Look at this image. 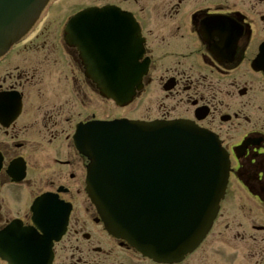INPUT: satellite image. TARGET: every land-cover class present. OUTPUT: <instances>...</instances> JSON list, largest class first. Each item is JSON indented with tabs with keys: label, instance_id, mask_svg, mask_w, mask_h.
<instances>
[{
	"label": "flooded vegetation",
	"instance_id": "flooded-vegetation-1",
	"mask_svg": "<svg viewBox=\"0 0 264 264\" xmlns=\"http://www.w3.org/2000/svg\"><path fill=\"white\" fill-rule=\"evenodd\" d=\"M77 5L75 12L121 8L144 39L140 62L148 59L149 71L138 110L155 88L154 111L145 106L146 114L133 118L134 102L117 117L189 120L214 133L228 152L229 185L220 213L202 244L173 264H264V0H78ZM49 16L18 44L25 56L35 57L27 74L19 71L25 66H15V75L4 70L15 47L0 58V232L16 220L32 226L31 207L44 193L68 205V223L52 256L49 248H32L36 254L28 255L32 240L12 251L0 240V264H11L13 251L33 264H163L110 235L85 193L89 161L76 148V129L82 122L117 118L99 109L115 105L98 94L81 48L65 44L67 16L52 40L42 34ZM5 78L12 83L5 85Z\"/></svg>",
	"mask_w": 264,
	"mask_h": 264
},
{
	"label": "water",
	"instance_id": "water-1",
	"mask_svg": "<svg viewBox=\"0 0 264 264\" xmlns=\"http://www.w3.org/2000/svg\"><path fill=\"white\" fill-rule=\"evenodd\" d=\"M48 1L0 0V56L31 29ZM116 15L122 14L114 9H104L91 10L80 16ZM75 21L76 18L71 20L67 30V40L71 45L75 42ZM90 38L88 40L91 42ZM137 41L133 39V43ZM120 53L125 57L123 52ZM136 59L130 54L128 58L117 60L116 63H120L117 66L127 68ZM113 73L114 76L108 77L111 79L107 84L97 82L103 95L124 105L133 97L136 89L141 88V77L146 73V68L130 67L125 71L115 69ZM108 127L110 143L131 146L135 153L140 154L146 172L139 175L108 174L102 173L100 166L95 165L91 195L103 212H106L107 207L111 210L112 221L109 224L111 227L113 225V232H118L120 228V232H130L132 236L129 238L136 242L138 248L155 258L182 257L202 240L224 196L228 167L220 147L210 135L186 123L143 125L127 121L115 122ZM99 132L105 134L106 130L99 128ZM114 165L130 166L131 163L120 161ZM159 165L164 170L163 176L176 169V179L174 175L172 181L169 177H162L161 181L147 180V176L156 174ZM173 199V206L184 210L185 217L189 216L186 211L191 210L193 220L179 228V236L173 231L162 239L157 238L154 244L145 243L143 240L150 236L149 231L143 232L150 224L148 215H152V209L156 206L157 209L165 208V202L170 207V200ZM135 201L142 203L137 205L133 203ZM133 212L142 215L137 216Z\"/></svg>",
	"mask_w": 264,
	"mask_h": 264
},
{
	"label": "rangeland",
	"instance_id": "rangeland-1",
	"mask_svg": "<svg viewBox=\"0 0 264 264\" xmlns=\"http://www.w3.org/2000/svg\"><path fill=\"white\" fill-rule=\"evenodd\" d=\"M61 1L60 2L58 1L56 3V5L58 3H60L58 6H55L56 7L55 8L56 11L53 10L52 13L50 14V16L48 15L49 17H48V19H46V23H45V26L43 28L42 34L45 33L46 36L50 35V40H52V38L54 37V33H55V30H56V27L59 24L60 20H62V18L64 16L69 17L70 14H72L71 12L76 7H78L77 6L78 0H61ZM87 4H89V3H85L83 5H87ZM73 7H74V9L72 10ZM22 47H23L22 45H16L15 46L16 49H15V51L13 53V56H15V57L9 61L8 65L7 64L5 65V68H4L5 72H7V73L11 72V75H15L19 71L22 74H27L28 73L29 66L31 64H34V62H35V57H34V55L31 56V55H28V54L25 56L24 49H22ZM26 47H28V46H26ZM15 66H18V67L25 66L27 69H24V68L20 67L19 71L16 72V71H14V67ZM30 68H32V67H30ZM3 79H4V76L0 75V84L3 82ZM11 83H12V81L9 78H5V81H4L5 85H10ZM157 95H158L157 89L150 88L149 91L146 93L145 98L143 100L145 105L141 104V107L138 110V101H137L136 105H135L136 108L134 107L135 109H133V111H131V112H133L134 116H131V117H133V118H135L136 116L137 117H142V115L146 114V112L144 110L145 106H151L152 107L151 111H154L153 105L155 103ZM99 109L107 110L106 115L115 113L114 117L124 115L123 111L120 112V111L116 110L114 106L113 107L105 106L104 108H102L101 105H99Z\"/></svg>",
	"mask_w": 264,
	"mask_h": 264
},
{
	"label": "bare ground",
	"instance_id": "bare-ground-1",
	"mask_svg": "<svg viewBox=\"0 0 264 264\" xmlns=\"http://www.w3.org/2000/svg\"><path fill=\"white\" fill-rule=\"evenodd\" d=\"M30 38V37H29Z\"/></svg>",
	"mask_w": 264,
	"mask_h": 264
}]
</instances>
